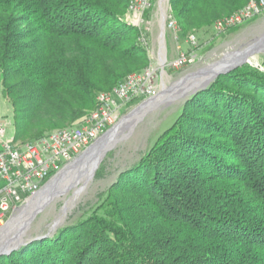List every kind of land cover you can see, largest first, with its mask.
Wrapping results in <instances>:
<instances>
[{
  "label": "trees",
  "instance_id": "1",
  "mask_svg": "<svg viewBox=\"0 0 264 264\" xmlns=\"http://www.w3.org/2000/svg\"><path fill=\"white\" fill-rule=\"evenodd\" d=\"M248 0H169L182 34ZM127 0H0V83L33 140L149 64ZM18 116V117H17ZM103 173L98 172L100 177ZM84 219L0 264H264V71L245 63L184 102Z\"/></svg>",
  "mask_w": 264,
  "mask_h": 264
},
{
  "label": "rangeland",
  "instance_id": "2",
  "mask_svg": "<svg viewBox=\"0 0 264 264\" xmlns=\"http://www.w3.org/2000/svg\"><path fill=\"white\" fill-rule=\"evenodd\" d=\"M152 1L154 2V0ZM151 12L146 13V21H149ZM127 19H130V16L126 9L119 16V21L128 23ZM194 31L197 33L200 42L199 60L192 66L177 69L165 68L162 72L164 85L160 94L144 102V108L140 112H134L140 104V102H134L124 113L123 116L132 110L131 113L134 112L132 116L127 115L129 116L128 119L109 141L93 175H90L88 169L85 168L87 171L85 170L73 177V169L69 168L70 165L59 177L63 182L59 183L55 191L44 196L38 206L31 212L36 211L33 219L29 218L22 225V232L20 233L15 228L7 230L4 232L5 234L2 233L4 238L1 237L0 244L6 242L10 247L12 242L9 243L8 240L11 238L15 244L31 238L42 237L55 232L61 226L70 225L90 215L100 202L98 198L100 194L116 179L119 172L134 163L143 151L151 147L157 136L176 119L184 102L191 95L190 91L194 86L211 76L209 73H205L206 71H203V69L224 57L234 56L237 59L243 50L245 51V49L252 46L256 47L250 61L258 62L264 67V39H262L264 36V13L219 35L213 33L211 26ZM158 32L159 28L156 22L152 27L144 23L140 30L137 29L138 42L142 44L146 52L147 48L150 49L153 44L156 46L155 39ZM166 37L168 57L170 58L174 52V42L169 34H166ZM190 73H193V75H188ZM183 78L186 79L180 83ZM131 113L129 114L131 115ZM0 117L10 121V124L6 127L5 135L8 138H14L19 117L14 116L13 107L5 97L1 83ZM77 121L66 126L73 125ZM90 163H87V167L90 166ZM99 171L103 173L100 177L97 175ZM39 196L40 192L26 206L13 213H7L0 227L24 211L29 204L37 201ZM5 236L8 237L5 238Z\"/></svg>",
  "mask_w": 264,
  "mask_h": 264
},
{
  "label": "built area",
  "instance_id": "3",
  "mask_svg": "<svg viewBox=\"0 0 264 264\" xmlns=\"http://www.w3.org/2000/svg\"><path fill=\"white\" fill-rule=\"evenodd\" d=\"M151 12L149 21L145 15ZM128 24L139 29L144 23L159 32L147 48L149 64L126 75L112 89L95 96V107L77 123L48 131L33 139L20 141L5 135L10 121L0 117V224L7 213L18 211L33 199L55 176L63 172L82 153L116 125L134 102L140 104L157 97L164 85L165 68L192 66L199 60V38L193 30L182 34L173 16L169 0H127ZM264 13V0H248L240 9L214 21L215 35ZM174 42L168 57L167 37ZM249 64L263 69L258 62Z\"/></svg>",
  "mask_w": 264,
  "mask_h": 264
},
{
  "label": "bare ground",
  "instance_id": "4",
  "mask_svg": "<svg viewBox=\"0 0 264 264\" xmlns=\"http://www.w3.org/2000/svg\"><path fill=\"white\" fill-rule=\"evenodd\" d=\"M241 55V54H240ZM239 58V57H238ZM144 105H140L139 107H137L134 112L138 113L140 112V110H142L144 108ZM133 112V113H134ZM129 114V116H132ZM129 116H125L119 125H117L114 129H112L111 131H109L103 138H101L96 144H94L82 157H80L79 159L75 160L72 164H70L68 167L73 169V173L72 176H77L79 173H83L87 168L88 172L90 175H93L94 170L96 168L97 163L100 160L101 155L103 154V152L106 149V146L108 145L109 141L111 140V138L116 134V132H118V130L121 128L122 124L128 119ZM91 161V163H90ZM90 163V166L87 167V163ZM67 167V168H68ZM66 168V169H67ZM65 169V170H66ZM64 170V171H65ZM63 171V172H64ZM87 171V170H86ZM61 172L56 178H53L52 181L50 182V184L48 186H44L39 192H40V196L39 199L37 201H35L33 204H29L24 211H22L20 214H18L17 216H15L14 218H12L7 225L3 226V228L0 229V232L4 229V228H8V227H12L15 229H18L19 232H22V225H24L26 223L27 220H29V218L32 217L31 213L40 203V201L42 200V198L44 196H46L47 194L51 193L52 191H55V189H57L58 185L60 182H63V180L61 178H59L61 176V174L63 173ZM32 200V199H31ZM30 200V201H31ZM29 201V202H30ZM28 204V203H27ZM26 204V205H27ZM24 205V206H26ZM31 213V214H30ZM30 214V215H29ZM29 215V216H28ZM27 218V219H26ZM26 219V220H25ZM1 239V237H0Z\"/></svg>",
  "mask_w": 264,
  "mask_h": 264
},
{
  "label": "water",
  "instance_id": "5",
  "mask_svg": "<svg viewBox=\"0 0 264 264\" xmlns=\"http://www.w3.org/2000/svg\"><path fill=\"white\" fill-rule=\"evenodd\" d=\"M262 39H264V36L262 37ZM255 47L256 46H252V47H248L247 49H245V51L243 50L242 51V53H241V55L239 56V58H235L234 56L233 57H224V58H222V59H220V60H218L217 62H215V63H213V64H211L210 66H208L207 68H205V69H203V71H206L205 73H209L211 76L207 79V80H205V81H200V82H198L195 86H194V88L190 91V94L192 95V94H194L195 92H197L198 90H201V89H205L219 74H222V73H227V72H229V71H231V70H233V69H235L236 67H238V66H241L242 64H245V63H250L249 62V60H250V58H253V55H254V53H255ZM253 66V65H252ZM254 67H256V66H254ZM263 67V66H262ZM256 68H258L259 70H262V71H264V67H263V69H260L259 67H256ZM188 75H193V73H190V74H188ZM188 75H187V77H188ZM186 77V78H187ZM186 78H183L182 80H180L181 82L180 83H182ZM143 104V103H142ZM141 104H139L138 106H140ZM137 106V107H138ZM136 107V108H137ZM135 108V109H136ZM133 111V110H132ZM132 111H130L129 113H131ZM129 113H127L125 116H127V115H129ZM124 116V117H125ZM122 120V119H121ZM121 120L116 124V125H114V126H112L109 130H108V132L109 131H111L112 129H114L117 125H119V123L121 122ZM108 132H106L101 138H103ZM100 138V139H101ZM99 139V140H100ZM98 140V141H99ZM97 141V142H98ZM96 142V143H97ZM95 143V144H96ZM94 145V144H93ZM92 145V146H93ZM91 146V147H92ZM90 147V148H91ZM89 148V149H90ZM89 149H87V150H85L83 153H82V155L80 156V157H82ZM79 157V158H80ZM78 158V159H79ZM58 176V175H57ZM57 176H55V177H57ZM54 177V178H55ZM52 180V179H51ZM50 180V181H51ZM49 181V182H50ZM35 213H36V211L35 212H33V214H32V217H31V220L33 219V217H34V215H35ZM9 222V221H8ZM8 222H6V224L5 225H7V223ZM4 225V226H5ZM0 228H3V226L2 227H0ZM12 229V227H8V228H4L1 232H0V237H3L4 238V235H2V233H4V232H6L7 230L9 231V230H11ZM5 234V233H4ZM2 235V236H1ZM8 237V236H7ZM6 236H5V238H7ZM16 237V236H15ZM43 237V236H42ZM14 238V237H13ZM37 238H40V237H36V238H31V239H28L27 241H21L20 243H13L14 242V240L12 241L11 239L10 240H8L9 241V243H11L12 242V245L10 246V247H8V244H6V242L4 243V244H0V256H2V255H6V254H9L11 251H13V250H15V249H17V248H19L21 245H23V244H26L27 242H29V241H31V240H34V239H37Z\"/></svg>",
  "mask_w": 264,
  "mask_h": 264
}]
</instances>
